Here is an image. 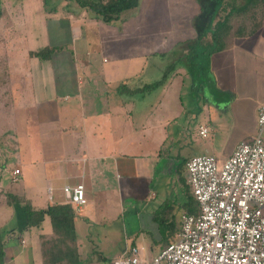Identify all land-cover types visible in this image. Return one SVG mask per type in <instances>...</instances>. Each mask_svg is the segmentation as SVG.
I'll use <instances>...</instances> for the list:
<instances>
[{
  "label": "crops",
  "instance_id": "crops-1",
  "mask_svg": "<svg viewBox=\"0 0 264 264\" xmlns=\"http://www.w3.org/2000/svg\"><path fill=\"white\" fill-rule=\"evenodd\" d=\"M58 1L54 0L55 3ZM157 2L138 0L136 7L124 11L118 19L108 23L79 3L66 0L60 2L66 12L55 14L46 9L45 0H1L6 9L12 4H20L19 9L16 7L17 15L20 14V28L12 34L0 36L2 42L8 37L16 38L12 39L13 48L0 50L2 55L6 54L11 69L6 74L8 78H2L0 82V100L6 105H0V115L5 112L3 114L9 117L8 112L12 111V118L25 119V125H22L23 138L18 133L16 135L17 127L12 124L16 132L13 133L11 147L19 148L22 141L23 144L29 141L27 134L34 115L30 111L33 108L29 105L17 107L15 104L20 100V94H29V86L35 89L34 94L39 96L35 97V101L41 104L35 116L43 118L42 125L53 123L55 127L58 156L45 161V167L48 168L39 169L38 185L45 186L43 192L34 183L31 174L36 168L35 162L26 152H11L5 156L6 162L0 165V230L6 250L5 264H44L41 238L52 234L51 219L46 216L41 226L29 227L27 202L36 210L67 204L64 188L83 184L88 202L80 212H75L81 251L79 230L85 228V223L87 226L89 221V218H82L85 208L89 210V215H98L97 193L94 183L92 186L86 184L87 177L91 181H105L112 172H117L118 177L123 174L129 178L130 191L133 195L137 191L134 196L141 193L144 199V192L151 199L158 196L157 192L149 191L150 185L158 172L170 167L169 162H164V156L168 154L163 147L165 139L162 137L163 143L159 144V135L167 132L165 129L168 124L176 121L179 114L187 110L182 108L184 111L180 109L178 114L175 106H170L166 101L161 103L168 94L160 92L171 88L175 82L183 86L190 77L185 67L180 65L182 70L175 71L161 89L148 86L159 81L162 71L175 65L164 64V59L178 62L177 59L189 50L196 33L192 41L185 43L179 38L174 40L170 48L163 41L159 43L154 38L151 25L145 23L147 13ZM186 3L189 5L188 0H182L184 6ZM199 11L200 6L196 13ZM4 13L0 11L1 18ZM49 20L56 23L52 33L49 31ZM261 20L262 24L254 34L234 38L228 49L211 56V77L208 82L214 84L210 91L206 90L200 96L202 106L199 107V114L196 116L193 113V118L187 120L182 154L179 155L177 151L176 155L180 156L178 162H171L170 172L177 168V175L174 174L170 179L176 198L171 202H163L154 210L152 216L157 225L148 234L140 232L137 238L126 244L123 251H127L132 244L143 246L149 256H154L161 251L160 246L165 244L164 237L169 238L168 243L178 237L181 215L186 211V161L189 158L214 155L224 163L240 142L257 134L258 109L264 106V13ZM64 21L68 23L71 34L72 46L68 52L62 43L60 28ZM90 27L94 35L85 33ZM18 45L21 49L16 48ZM44 49L52 50V56L49 54V57L40 59L33 55ZM55 60H58V64ZM68 93L78 97L71 99L66 95L62 100L63 94ZM154 93L151 108L141 111L136 121H130L129 114L136 110V103L145 99L146 94ZM86 94L88 107L85 103ZM95 94L100 101L105 102L100 110H96L92 104ZM112 102H116L115 106ZM196 106L198 102L193 107ZM106 116L113 118L112 126L102 119ZM202 127L208 130L206 136L200 133ZM147 143L155 148L150 155L138 157L121 153L120 156L115 152L118 149H142ZM80 166H83V172ZM15 168L22 170V175L16 181L13 180ZM52 174L55 180L65 182L60 189L61 196L57 199L54 197ZM70 179L77 181L71 185L67 183ZM166 227L170 231L163 234L160 228ZM152 246L157 247L154 249Z\"/></svg>",
  "mask_w": 264,
  "mask_h": 264
},
{
  "label": "rangeland",
  "instance_id": "rangeland-1",
  "mask_svg": "<svg viewBox=\"0 0 264 264\" xmlns=\"http://www.w3.org/2000/svg\"><path fill=\"white\" fill-rule=\"evenodd\" d=\"M71 3H77L76 0H66V2ZM237 1V0H236ZM61 1H58L57 4V13L58 12H66L64 6L60 3ZM187 2V0H186ZM189 5L187 3L185 6L182 4V0H158L157 4L151 8L150 12L147 13L145 23L146 25H151V31L154 33V38L159 41V43H162V41L168 46V48L172 47L174 44V40H185V43L187 41H192L193 36L195 34V31L193 29V26L191 25V21L196 15L199 10V4L197 0H188ZM237 3L240 5L244 3L242 0H238ZM68 4V3H67ZM54 5H48V8L53 7ZM20 8V4H12L11 7H8L7 9L5 6L1 4L0 0V11H4L5 13L2 15V18L0 17V36L2 37L4 34H12L14 30L20 28L21 20L20 14L17 15V9ZM6 9V10H5ZM13 11V12H11ZM15 13V14H14ZM55 14V11L49 12ZM88 23V22H87ZM56 28V23L54 20H49V31L50 33L53 32V30ZM62 30V43L64 47L66 48V51L68 52L71 50V34L69 33L68 23L64 21L62 25L60 26ZM93 28L90 27L88 31H85V33L88 35V33H91L94 35ZM51 38L53 39V36L51 35ZM12 39H16L15 37H8V40H4L3 42L0 40V50H6L9 48H13V41ZM183 42V41H181ZM53 43V41H52ZM17 49H21V46H16ZM52 51V50H51ZM64 55L67 58V53ZM50 53V57H51ZM59 56V55H58ZM178 57V56H177ZM210 58H206L204 61L205 63L209 61L210 64ZM164 64H176L175 68L176 71L182 70V67L180 66L179 59H177L178 62H175L172 59L165 58ZM55 63L58 64V60H55ZM0 82L2 78H8L6 76L7 73L11 71L9 68V63L6 61V54L0 53ZM184 64V63H183ZM185 71L186 68H184ZM195 70V68H194ZM165 71H169V73L172 71V67L166 68L159 76V80L162 79ZM190 77V76H189ZM211 77V74H210ZM209 77V79H210ZM170 79V78H169ZM213 79V78H212ZM6 80V79H5ZM190 78H187L185 80V83L182 85H179L177 82H175L171 88H168L166 90H163L160 93H163L167 95L164 99L161 100V103L165 102L168 103L170 106L174 107L175 109L179 111L180 109L184 108L187 109L182 112V114H179V118L172 123L168 124V128L165 129L167 132L162 133L159 135V144L163 143V139H165V145L164 150L168 152L166 154L167 156H164V162H169V166L165 169V171L158 172L156 175V179L153 178V183L150 185L149 191L157 192L158 196L154 199H151L152 197H148L147 193H143V198H141L140 194L137 191H135L134 195L133 192L130 191L129 185L130 180L127 176L122 174V177H118L117 172H112L105 181L103 180H95L91 181L87 177L85 180L86 184L89 186H92L94 183V191L97 193L98 198V206H96L97 210V216L99 220H97L94 215H89V210L85 208L83 219L89 218V221L85 223V228L79 230L80 233V239H81V260L83 264H108L111 262V260L115 258L121 257L125 252L123 251L126 247V244L134 238H137L138 234L140 232H143L145 234H148V231L151 230L153 227L157 225L156 221H154L153 218V211L156 210L163 202L170 201L174 198H176V192L173 191V186L171 185V178H173L175 174V170L177 168H174L173 172H170L172 169V163H177L180 156H177V151H179V155L182 154L183 151V141L184 138H186V124H188L187 120L190 118H193V113L197 116L200 111V105L202 106V101L196 100L191 101L192 98L196 99L200 97L199 93L197 94L196 91L191 90V82L189 81ZM168 82V81H167ZM166 82V83H167ZM166 83L164 85H166ZM214 84V82L208 83L207 90L210 91L211 86ZM163 85V86H164ZM163 86L158 87L161 89ZM28 93L29 94H20L19 101H16V106L21 105H29L31 108L30 111L34 115L31 117V125H30V132L27 134V138L29 141H26L27 143L23 144V141L19 144V148H13L12 145V139L13 133L16 132L13 125H16L17 131L16 135L20 137H25L22 133L23 126L25 125V119H17L12 118V111H9V117L8 115H4L2 112V115H0V165L1 163L6 162L5 156L9 153L17 154L18 152H26L29 156L34 159L35 162V169L32 172V176L34 177L33 181L37 187V189H41L43 192L45 190V186H40L38 184L40 180L39 178V169L45 167L47 163L45 161L54 160L56 157V133H55V127L53 126V123H50L47 125L43 124V118L39 117V119L35 116L37 108L41 105L38 103L39 101H35V97H38V94L35 93L34 88H29L28 86ZM33 90V91H31ZM159 92V91H158ZM155 94L145 95V99L139 101L136 103V110L131 111L129 114L130 121H136V119L139 117V114L141 111L148 110L151 108V104L153 103L152 98L155 99ZM72 97L73 99L75 96L78 97V95H71V93L63 94L61 97L62 100L64 97ZM99 96L95 94V99L93 100V106L97 110H100V108L105 105V102L103 103L100 101ZM158 99V98H156ZM201 99V98H200ZM198 102L197 109L194 110L193 107L195 103ZM85 103L86 107H88V95H85ZM113 106H115L116 102ZM160 103V102H159ZM177 103V104H176ZM4 104L5 102H2L0 100V105ZM182 105V106H181ZM6 106V105H5ZM98 107V108H97ZM193 108V109H191ZM170 110H167L168 112ZM164 112V111H163ZM136 113V114H135ZM138 114V116H137ZM167 115L166 113H164ZM128 116V114H127ZM102 119H105L108 124L112 126V117H104ZM7 120H9L7 122ZM17 122V123H15ZM137 122H140L139 120ZM189 126V125H188ZM192 127V125H190ZM194 141L198 142L196 138H194ZM10 142H12L10 144ZM18 145V144H16ZM162 147V146H161ZM182 147V148H181ZM153 151H155L154 146H152L151 143H147V146L144 148H134V149H127L122 150L118 149L115 150L117 155L121 156V153H125L129 156H144V155H150ZM2 161V162H1ZM172 162V163H171ZM219 164L222 165V163L219 161ZM49 166V165H48ZM81 172H83V166H80ZM49 174V172H48ZM177 175V174H175ZM51 177L53 180V187H54V197L57 199V197H60V189L65 182H61L59 180H55V176L52 174ZM76 179H70L67 181V183H70L71 185H74L76 183ZM43 183V181H40ZM47 191H49L47 187ZM128 193H131L133 196H130ZM127 194V197H126ZM63 198V197H62ZM169 199V200H167ZM107 200L109 203L107 204ZM92 209V207H91ZM106 212V213H105ZM101 217H104L102 219ZM81 219V220H83ZM159 221V220H158Z\"/></svg>",
  "mask_w": 264,
  "mask_h": 264
},
{
  "label": "built area",
  "instance_id": "built-area-1",
  "mask_svg": "<svg viewBox=\"0 0 264 264\" xmlns=\"http://www.w3.org/2000/svg\"><path fill=\"white\" fill-rule=\"evenodd\" d=\"M207 132L201 128L203 136ZM263 133L264 106H260L257 134L240 142L222 165L214 155L189 158L187 182L199 213L184 212L178 237L156 255L130 245L112 264H264ZM20 175L21 168H15L13 180ZM64 192L75 212L88 202L83 184L66 186Z\"/></svg>",
  "mask_w": 264,
  "mask_h": 264
},
{
  "label": "trees",
  "instance_id": "trees-1",
  "mask_svg": "<svg viewBox=\"0 0 264 264\" xmlns=\"http://www.w3.org/2000/svg\"><path fill=\"white\" fill-rule=\"evenodd\" d=\"M61 1V0H59ZM82 7L88 8L97 18L105 22L118 19L126 10L138 5V0H76ZM238 1V0H237ZM236 0H197L200 11L192 19L195 30L194 40L189 45V50L180 56V65L184 66L190 76L191 90L201 96L207 90L210 76L209 61L214 53L225 51L231 46L234 38L245 37L255 33L262 24L261 16L264 13V0H242L243 4ZM57 4L54 0H45L46 9L49 12H57ZM48 5H54L48 8ZM51 50L44 49L34 53L40 59L49 57ZM184 63V64H183ZM176 64L172 71H165L161 80L149 85L148 88L163 86L177 70ZM195 68V70H194ZM219 93V91L217 90ZM192 98L191 101L199 100ZM187 187L186 213L198 214L199 204L195 199L191 186ZM18 200V199H16ZM27 223L29 227H39L46 216L50 217L52 234L42 236L41 252L44 264H83L79 235L76 229V214L70 204L52 205L36 210L27 202ZM168 226L169 223H166ZM163 234L169 233L168 227L160 228ZM163 250L168 246L169 238L164 237ZM132 245V244H131ZM156 249L157 246H152ZM0 262L6 263V250L3 236L0 230ZM113 260L108 264H112Z\"/></svg>",
  "mask_w": 264,
  "mask_h": 264
}]
</instances>
